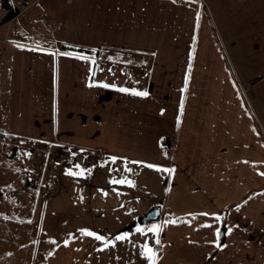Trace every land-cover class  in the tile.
<instances>
[{"label": "crops", "instance_id": "obj_1", "mask_svg": "<svg viewBox=\"0 0 264 264\" xmlns=\"http://www.w3.org/2000/svg\"><path fill=\"white\" fill-rule=\"evenodd\" d=\"M3 16L0 134L38 151H0V264L17 247L39 264H148L145 243L155 264H264V0H29L19 16L3 0ZM237 77L259 78L249 96ZM62 144L108 161L63 167ZM163 177L162 203L145 199ZM155 206L160 231H137Z\"/></svg>", "mask_w": 264, "mask_h": 264}, {"label": "built area", "instance_id": "obj_2", "mask_svg": "<svg viewBox=\"0 0 264 264\" xmlns=\"http://www.w3.org/2000/svg\"><path fill=\"white\" fill-rule=\"evenodd\" d=\"M11 6L16 10L17 16L23 14L29 7V0H9ZM3 0H0V6H2ZM8 35L0 36V59L2 55L3 45L9 44ZM128 85V84H127ZM22 148L28 152L38 151V147L34 145L26 137H13V138H3L0 137V151L6 152L7 150H16ZM44 153L48 152V149L44 147L42 149ZM55 159L58 164L63 167H70L75 165L80 161L85 166H96L102 165L108 160L102 154L99 149H85L77 148L74 146L62 144L58 147ZM113 163V162H112Z\"/></svg>", "mask_w": 264, "mask_h": 264}, {"label": "rangeland", "instance_id": "obj_3", "mask_svg": "<svg viewBox=\"0 0 264 264\" xmlns=\"http://www.w3.org/2000/svg\"><path fill=\"white\" fill-rule=\"evenodd\" d=\"M13 13V12H12ZM15 13H16V10H15ZM14 14V13H13ZM11 15V13H8L7 14V16L9 17ZM4 20H5V18H4V16L1 18V21H0V23L1 24H4ZM46 23V22H45ZM47 24V23H46ZM39 26V24H37V27ZM5 28V27H4ZM40 31V29L39 28H37V29H35V32H39ZM122 57V56H121ZM124 57V56H123ZM118 58H116L115 59V61H116V65H113V71L115 70V71H117L116 72V74L117 75H119V76H117V78H121L120 76H122V75H125L126 76V74H128L127 72H128V70H126V74H124V72H123V69L125 68L124 67V65L123 64H121L120 63V60L118 59ZM114 60H113V62H115ZM143 64V63H142ZM139 66V65H138ZM144 66V65H143ZM145 67H147V66H145ZM145 67H140L141 69H139L137 66H134V68H137V70H132V72H133V74L131 73L129 76L131 77H129V79L128 80H131L130 82L131 83H133L134 82V75H139L140 73H142L143 72V70L142 69H146ZM127 69H129V68H127ZM139 69V70H138ZM233 72V74H234V71H232ZM237 76V75H236ZM206 78H207V76H206ZM238 78V77H237ZM259 78L258 77H255V78H250V79H246V80H243V79H241V78H238V80H239V82H240V84H241V82H242V90L244 91V94L246 95V96H249L250 95V90L252 89L251 88V85L256 81V80H258ZM128 86V85H127ZM153 176V175H152ZM157 176V181H158V177H159V174H157L156 175ZM153 178V177H152ZM167 177H163L162 178V182H160V185H161V191H162V194H161V191L158 193V194H142V195H144V198L145 199H148V198H151V199H155L156 201H158L160 204L162 203V196H163V194H165V187H166V184H167ZM149 189L150 190H152V188H150L149 187ZM146 191L149 193V191H148V189H146ZM41 209V207H39V208H37V210L39 211ZM63 209H66L68 212H69V208H63ZM63 214H64V212H62ZM66 215V214H65ZM42 217H43V215H42ZM48 217H49V211L47 210V213H46V216L44 217L45 218V222H47V220H48ZM137 221V220H136ZM153 224V222L152 221H149V222H147L146 224H142V228H144V229H149L150 227H151V225ZM148 237H147V239L148 240H150V236H153L151 233H148ZM24 240V239H23ZM23 240H21V241H23ZM20 241V242H21ZM41 244H40V246L37 248V253L38 254H40L41 253V250L42 251H44V248H43V241H42V239H41ZM13 251H14V253L16 252L17 253V256H18V264H39V262H38V260H37V257H38V255H36L35 254V261L34 260H32L31 259V257H32V254H34L33 253V251H32V249H26V248H23V249H20L19 247H17V248H14L13 249ZM30 255V260H28V256ZM16 256V255H15ZM16 258V257H15ZM2 264H11L10 262H3ZM13 264H16L15 262H13Z\"/></svg>", "mask_w": 264, "mask_h": 264}, {"label": "snow or ice", "instance_id": "obj_4", "mask_svg": "<svg viewBox=\"0 0 264 264\" xmlns=\"http://www.w3.org/2000/svg\"><path fill=\"white\" fill-rule=\"evenodd\" d=\"M65 55H76L75 53H72V52H68V53H65ZM84 59H88L89 57H83ZM93 83H99V84H103L105 87H112V88H116L117 87V85L116 84H105V82L104 81H92ZM119 90L121 91V92H125V93H133V94H137V95H140V96H146V95H148V93H147V91H141V90H139V89H137V88H135V87H133V88H128V87H123V86H119ZM177 119H179V118H177ZM110 159H112V160H115V159H117L116 157H110ZM136 163H143V162H140V161H137ZM77 167H79V165H77ZM150 167H152V168H161L162 166H160V165H156V164H152V165H150ZM128 171H131V169H127ZM164 171H166V172H171V171H173V169L172 168H165V169H163ZM69 172H71L72 170L71 169H69L68 170ZM76 175H83L84 174V172L83 171H81V172H77V173H75ZM115 182H117V183H129V184H132L133 182L131 181V180H125V179H123V178H121L120 180H118V181H115ZM205 215H209L208 213H205ZM210 215H213V216H215V215H217L216 213H211ZM205 226H208L207 225V223L205 224ZM136 230L137 231H139V232H143V231H145L146 229H144V228H142L140 225H137L136 226ZM151 232H153V233H158L159 231H160V228H159V226L158 225H156V224H153V225H151ZM81 232H84V233H87L88 235H90V236H93V237H95L97 240H100V241H105L107 244H112V243H114V241L113 240H111V239H107L106 240V238L104 237V236H101V235H99L98 233H96V232H94V231H91V230H89V229H81L80 230ZM219 229L217 228V229H215V232L217 233V235L219 234ZM229 231H231V229H229ZM128 235V233H122V234H118L117 236H116V240H120V239H123L124 237H126ZM214 243H215V241H213ZM63 243H65V244H67L68 243V241L67 240H65V241H63ZM157 243H159V240H157ZM219 246H221L222 247V245H219ZM142 256H146L147 258H148V264H155V259H156V257H155V251H154V249H152L147 243H145L143 246H142V248H141V253H140Z\"/></svg>", "mask_w": 264, "mask_h": 264}, {"label": "trees", "instance_id": "obj_5", "mask_svg": "<svg viewBox=\"0 0 264 264\" xmlns=\"http://www.w3.org/2000/svg\"><path fill=\"white\" fill-rule=\"evenodd\" d=\"M67 49L71 51H76V52H82V53H90L91 49H86V48H79V47H66ZM97 52V51H96ZM0 137H3V135L0 134ZM219 234H218V245H222L224 243V238H225V225L222 224L219 228Z\"/></svg>", "mask_w": 264, "mask_h": 264}, {"label": "water", "instance_id": "obj_6", "mask_svg": "<svg viewBox=\"0 0 264 264\" xmlns=\"http://www.w3.org/2000/svg\"><path fill=\"white\" fill-rule=\"evenodd\" d=\"M159 217V207H152L142 218L137 220L139 224H146L149 221H156Z\"/></svg>", "mask_w": 264, "mask_h": 264}]
</instances>
